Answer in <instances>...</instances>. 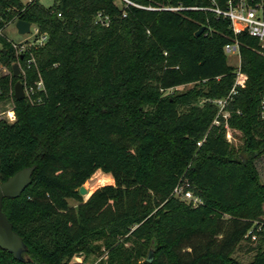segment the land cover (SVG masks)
Instances as JSON below:
<instances>
[{
    "label": "trees",
    "instance_id": "obj_1",
    "mask_svg": "<svg viewBox=\"0 0 264 264\" xmlns=\"http://www.w3.org/2000/svg\"><path fill=\"white\" fill-rule=\"evenodd\" d=\"M129 1L137 6L0 0V63L9 70L1 100L17 81L43 84L29 98L12 97L15 121H0V183L35 167L23 193L2 204L29 261L0 249V264H87L93 255L96 264H264L260 245L248 263L233 257L252 235L264 239V185L253 166L264 155V42L234 35L209 12L159 10L206 0ZM18 20L47 41L28 48L14 77L3 31ZM235 42L246 81L225 119L213 102L234 83L223 48ZM225 125L240 132L245 161L233 154ZM98 170L114 184L84 201L79 189ZM184 181L198 206L173 196ZM149 248L153 261L143 262Z\"/></svg>",
    "mask_w": 264,
    "mask_h": 264
},
{
    "label": "built area",
    "instance_id": "obj_2",
    "mask_svg": "<svg viewBox=\"0 0 264 264\" xmlns=\"http://www.w3.org/2000/svg\"><path fill=\"white\" fill-rule=\"evenodd\" d=\"M31 1L33 0H28V2ZM117 2L120 4L137 6L129 0H117ZM206 2L208 3L206 7H163L159 10L176 12L187 9L209 12L214 15L215 19L226 21L234 35L245 33L251 38L258 40L260 43L264 42V0H206ZM97 19L103 26L108 25L109 21L107 17H102L100 14H98ZM0 35H2L1 31ZM27 35H29L30 39H27L23 43L15 44L8 41L14 51V56L16 59L15 62H17L18 65L19 58H24V54L26 53L28 48L41 47L47 41V35L45 33H41L39 28L33 24L30 25V32ZM223 52L225 55L237 53L239 57L238 45L236 42L230 45H226L223 48ZM34 64L35 61L32 56L25 59V65L27 69ZM19 69L20 73L23 74L22 69L20 67ZM245 81L246 76L240 72L238 64V66L236 67V77L228 95L223 99H219L213 102L218 108V113L222 114L223 118H227V114L225 113L226 106L236 94L237 88L242 87ZM34 90H43V84L40 79H38L33 85L24 87L25 97L29 98L33 94ZM36 101L39 102V100ZM259 107L260 114L262 117H264V96L260 101ZM214 123L217 124V122ZM198 145H200V143H198ZM173 196L189 203L193 207L201 204V200L195 198L192 195V192L189 190V184L186 181L179 182L175 186V188L173 189ZM255 239L256 236L252 235L251 240Z\"/></svg>",
    "mask_w": 264,
    "mask_h": 264
},
{
    "label": "rangeland",
    "instance_id": "obj_3",
    "mask_svg": "<svg viewBox=\"0 0 264 264\" xmlns=\"http://www.w3.org/2000/svg\"><path fill=\"white\" fill-rule=\"evenodd\" d=\"M23 4L28 2V0H20ZM39 3L43 7H51L54 4V0H39ZM3 35L6 37V39L12 43H23L27 39H30L29 35H18L15 28L14 24L8 25L4 31ZM226 61L227 64L236 68L239 64V57L237 53L234 54H228L226 55ZM9 73L8 68L3 66L0 63V77H3ZM192 85H186L182 87H178L174 90L175 93H182L190 89ZM11 88V87H10ZM11 91L8 92V95L5 96L4 99L1 100L0 102V119L7 122V123H12L15 121V112H14V103L12 100L14 90L10 89ZM173 92V93H174ZM167 93H172V91H169ZM226 140L231 144L232 146V151L233 154H240L241 160L245 161V154H242V150L244 149V144L243 141L241 140V134L237 130H233L229 128L226 125ZM256 173H257V182L259 185H264V155H261L257 161L254 162V165ZM113 179L110 174H106L101 172L100 170L96 171L83 185L82 187L86 190V195H82V199L85 201L91 194L94 192L97 188H100L102 186L106 185H113ZM69 205L76 207L77 203L70 200ZM228 215H224V217H227ZM262 246L264 247V239L261 240L259 237H256L255 240L250 241H244L241 242L239 247L236 249V251L233 254V257L238 260L239 262L242 263H248L252 260L254 256V251L257 249V247ZM147 254V252H146ZM145 254V256H146ZM145 259V258H144ZM76 262H81L82 257H77L74 259ZM145 260H143L144 262ZM99 262V258H97L95 255L90 256L87 259V264H96Z\"/></svg>",
    "mask_w": 264,
    "mask_h": 264
},
{
    "label": "water",
    "instance_id": "obj_4",
    "mask_svg": "<svg viewBox=\"0 0 264 264\" xmlns=\"http://www.w3.org/2000/svg\"><path fill=\"white\" fill-rule=\"evenodd\" d=\"M30 23L18 20L14 23V28L18 35H27L30 32ZM204 28H200L195 36H199ZM19 59H22L20 57ZM11 72L14 77L20 75V69L17 62L11 64ZM13 97L16 101L25 98L24 87L20 81H17L13 87ZM35 167L24 168L12 176L8 177L5 181L0 183V249L12 255L13 259L17 262L24 263L29 261L25 257L27 253V246L23 243L22 239L13 231L12 224L8 221L5 213L2 211V204L4 199H16L23 191L30 185L31 176ZM80 196L86 195V190L81 187L79 189ZM154 249L149 248L145 261L151 263L153 261Z\"/></svg>",
    "mask_w": 264,
    "mask_h": 264
}]
</instances>
